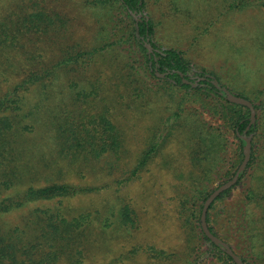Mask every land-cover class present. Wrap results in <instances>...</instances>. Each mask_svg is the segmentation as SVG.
<instances>
[{
	"label": "rangeland",
	"instance_id": "obj_1",
	"mask_svg": "<svg viewBox=\"0 0 264 264\" xmlns=\"http://www.w3.org/2000/svg\"><path fill=\"white\" fill-rule=\"evenodd\" d=\"M143 1L144 11L151 21L153 15L159 13L162 16L165 41L161 46L168 48H174L168 42L178 45L180 15L194 20L204 17L208 10L215 14L224 7L230 10L242 8L241 11L225 12V18H244L249 22L238 24L237 29L230 24L224 31L216 26L217 32L209 41L210 47L205 43L199 45L201 54L198 62L200 66L207 63L202 69L216 76L224 86L226 76L233 79L236 88L241 86L244 77L253 83L260 81L264 87V5L261 4L264 0ZM37 10L46 12L51 24L38 32H25L0 48V95L10 91L13 84L24 76L32 72L42 73L52 64L58 67L57 61L63 57L97 44L99 34L95 18L81 0H0V15L10 16L13 20ZM130 21L122 14L120 26L129 29ZM213 49L216 60H209ZM247 51H250V60L257 61V69L249 61L247 67L237 64L239 54ZM117 54L98 56L92 62L84 59L83 64L70 63L56 69L53 76L25 92L29 101L26 100L17 116V112L0 113V117L16 116L12 128L0 138L3 146L0 152V199L16 196L15 199L19 200L27 188L53 182L68 183L81 189L67 196L26 202L22 208L7 213L5 219L11 223L12 229L19 225L23 230L26 226L20 222L34 210L38 213L39 210L54 212L68 218L80 213L88 214V224L79 238L83 254L81 264H189L186 260L190 256H199V264H230L214 249L212 252L205 241L201 242L202 248L197 255L189 248L191 235L196 238L199 229L190 228L180 209L181 197L194 188L190 162L185 154L186 145L179 134L181 127L178 128L179 122L174 124L171 138L162 140L173 121L167 118L157 123L155 118L160 114L163 103L157 105V99L150 101L151 96L145 102L131 92L134 84H128L129 79L121 71L120 62L114 61ZM217 57L221 58L220 61ZM225 59L235 64L213 74L214 68ZM175 92L179 96L182 94L177 89ZM237 96L251 103L264 100V96ZM65 112L73 125L83 122L88 128L94 125L92 119L95 116L107 113L119 130L120 148L94 158L88 154V149L68 147V143L66 148L63 147L55 135L53 124ZM258 112L261 115V132L264 130V107ZM208 122L212 123V120L208 119ZM194 126L201 127L200 123H194ZM156 130V152L144 166H140L139 159ZM186 130L192 132L191 128L186 127ZM251 137L250 165L247 163L245 174L229 195L214 202L210 218L218 234L216 236L237 256L243 257L245 263L264 264V155L258 154L261 148L264 149V131L258 138ZM227 138L226 160L221 173L232 167L230 163L239 151V140L231 131H228ZM88 140L95 141V138ZM241 161L239 158L237 166ZM223 182L222 179H214L209 187L215 189ZM248 189L259 197L260 205L256 207L251 203L250 206L255 208L252 218L257 221L254 222L258 226L256 246L258 253L261 252L260 258L257 257V248L253 250L251 246L252 241L246 240L248 234L237 230L234 205L239 200L247 201ZM125 205L135 220L132 227L101 226L103 219L113 220ZM227 236L231 237L232 243L225 241ZM149 247L160 255L150 256L153 250Z\"/></svg>",
	"mask_w": 264,
	"mask_h": 264
},
{
	"label": "trees",
	"instance_id": "obj_2",
	"mask_svg": "<svg viewBox=\"0 0 264 264\" xmlns=\"http://www.w3.org/2000/svg\"><path fill=\"white\" fill-rule=\"evenodd\" d=\"M81 1L90 9L93 18H95L99 34L97 44L87 50H80L63 57L57 61L58 67H53L52 64L42 73L32 72L14 83L10 91L0 95V113L17 112V116L23 105L27 103L28 98L25 92H28L30 87L41 84L45 78L53 76L56 69L66 67L70 63L83 64L84 59H89L92 62L98 56L106 54L113 56L117 52L114 61L120 62L121 71L129 79L128 84H134L131 92H135L133 94L142 97L145 102H148L151 96L150 101L157 99V105L160 102L163 103L161 111L157 109L160 112L155 118L157 123L165 121L167 118L173 121L172 125L167 127L162 140L171 138L173 128H175L174 124L179 122L178 128L181 127L179 134L182 135L181 138L184 139L186 145L185 154L186 159L190 162L192 187L194 188L191 193H186L181 197L180 209L190 228L199 229L196 238L191 235L189 248L193 254L197 255V252L202 248L201 242L205 241L208 247L212 248V252L214 249L216 254L221 255L225 261L236 264L223 248L214 244L203 233L200 226V213L204 200L213 190L209 185L213 184L214 179L224 181L230 179L239 166H237L239 158L243 159L242 148L245 141L242 136H249L251 141V157L248 166L250 165L253 151L251 135L258 138L264 131L260 132L261 115L258 112L264 107V100L257 103L252 102L256 116L255 122L248 127L250 122L248 107L228 101L221 89L214 84L216 82L220 87H224L216 76L203 69H197L181 51L163 47L154 41V26L144 11L143 0ZM242 4L244 5V2ZM261 4L264 5V2ZM133 13L135 17L132 15ZM122 14L128 16L132 21V23L130 21L129 29L120 26ZM50 22V16L42 10L21 14L15 20L10 16L0 15V48L7 46L9 42H14L13 40L25 32H38L46 29L51 24ZM147 45L150 46V50ZM175 89L182 91V94L179 96ZM16 116L3 115L0 117V138L12 128ZM208 119H211L212 123H209ZM92 122L94 125L90 128L83 122L75 126L71 122L69 114L65 112L62 117L56 119L53 127L59 143L65 148L68 143V147H76L79 150L88 149V154L94 158H98L104 153L117 151L122 140L119 130L109 119L107 113L95 116ZM194 123L195 125L200 123L201 127H195ZM157 127L158 124H156ZM186 127L191 128L192 132L185 131ZM157 130L153 133V139L148 143V147L139 159L140 166H144L156 152ZM228 131H231L234 137L239 140V151H236L235 161L230 163L232 167L228 168L225 173H221L222 164L226 160ZM94 138L95 141L88 140ZM1 147L3 146L0 144V152ZM263 151L264 149L261 148L258 154L262 155L263 153L264 155ZM246 168L239 174L235 185L241 181ZM135 171L134 169L132 173L134 174ZM215 174L218 175L214 178ZM233 187L219 194L207 211L208 228L217 236L218 234L212 226L210 211L214 202L228 196ZM80 190L68 183L53 182L38 188H27L21 193V197L17 196L20 197L19 200L15 199L16 196L0 199V264H81L83 258L81 255L83 254L79 246V238L83 236L85 226L88 224V214L80 213L78 216L68 218L54 212L39 210L38 213L34 210L29 217L23 218V221L20 222L26 226L23 230L19 225L12 229L11 223L5 219L7 213L22 208L26 202L49 200L71 195ZM246 199V202L239 200L234 205L237 230L239 233L243 231L248 234L246 240L252 241L251 246L253 250L257 248V252H255L260 258L261 252L258 253L256 246L258 226L257 221L252 218L255 208L250 206L251 203L256 207L259 206V197L257 195L255 197L252 190L248 189ZM134 221L130 208L125 205L113 220L103 219L101 226L103 228L132 227ZM230 238L228 236L225 238L229 244L232 243ZM149 248L156 252L149 253L150 256L160 255L153 247ZM240 259L243 264H248L244 262L243 257ZM186 262L199 264L200 258L199 256L197 258L190 256Z\"/></svg>",
	"mask_w": 264,
	"mask_h": 264
},
{
	"label": "crops",
	"instance_id": "obj_3",
	"mask_svg": "<svg viewBox=\"0 0 264 264\" xmlns=\"http://www.w3.org/2000/svg\"><path fill=\"white\" fill-rule=\"evenodd\" d=\"M264 9V7H263ZM227 7H224V9L221 11V9L218 10L215 14L211 13V11H207V13L204 15V17H201L199 19L191 20L190 17H184L183 15H180V23L181 27L178 29L179 36H178V45H175L173 43H169L171 47L178 48L179 51L183 53L186 59H188L193 66L202 69V67H205L207 63H204L203 66L199 65L198 57L201 54V48L199 45H203L205 43L208 48L210 47L209 41L212 39V37L216 34L217 29L216 26H219V29L225 30V27L233 24L235 29H237L238 24H245L248 23L249 20L244 18H236V17H228L225 18V12H235V11H241L242 8H238L236 10H230ZM219 13H223L219 16ZM187 14H185L186 16ZM153 26H154V41L162 45L164 43L163 34L165 31L163 30L162 24V16L158 13L157 16L153 15ZM232 30V27L230 28ZM197 47H199L197 49ZM238 49L241 47H237ZM197 49L194 54L193 51ZM212 49V48H211ZM235 51V48L233 47L232 52ZM234 53V52H233ZM240 58L238 59L239 63L243 66L247 67L249 66V62H251L252 66H256V69L258 68L257 61H251L250 51H247L246 53L239 54ZM215 58L216 60V51L213 49V55L209 58L212 59ZM217 59L220 61L221 58ZM224 63H218V67L214 68L213 74L219 72L221 69H224L225 67H231L232 63L235 64L232 60L225 59L223 61ZM247 62V63H245ZM241 86H237V88L234 85L233 79L227 78L225 76V86L232 94L236 95H243V96H264V87L259 82L253 83L254 81H251L248 78H242ZM236 81V80H235ZM256 111V110H255Z\"/></svg>",
	"mask_w": 264,
	"mask_h": 264
},
{
	"label": "water",
	"instance_id": "obj_4",
	"mask_svg": "<svg viewBox=\"0 0 264 264\" xmlns=\"http://www.w3.org/2000/svg\"><path fill=\"white\" fill-rule=\"evenodd\" d=\"M134 17V13L132 14ZM147 48L150 50V46L147 45ZM214 84L221 89V92H223L225 94V97L227 98L228 101L235 103V104H239V105H243L248 107L249 111H250V122L248 127L253 124L255 122V116H256V111L255 108L253 106V104L242 97H239L237 95L232 94L231 92H229L227 90L226 87H220L216 82H214ZM247 127V128H248ZM242 138L244 139L245 143L243 145L242 148V152H243V159L240 163V165L238 166V168L236 169L235 173L233 174V176L228 179L227 181L221 183L220 185H218L215 189H213V191L209 194V196L204 200L203 205H202V209H201V213H200V226L201 229L203 231V233L216 245H219L221 248L224 249V251L231 256L232 260L236 263V264H243L241 259L239 258V256H237L233 250L221 239H219L216 235H214L208 228V224L206 221V215H207V211L208 208L210 206V204L216 199V197L221 194L222 192L228 190L229 188L233 187L238 180L239 174L244 171V169L247 166V163L250 159V153H251V141L249 139V137L246 136H242Z\"/></svg>",
	"mask_w": 264,
	"mask_h": 264
}]
</instances>
